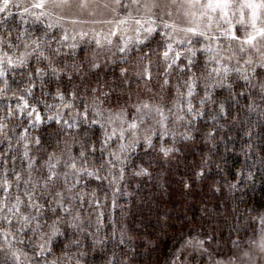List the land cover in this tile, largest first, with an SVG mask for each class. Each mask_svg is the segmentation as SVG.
Returning a JSON list of instances; mask_svg holds the SVG:
<instances>
[{"label": "trees", "instance_id": "obj_1", "mask_svg": "<svg viewBox=\"0 0 264 264\" xmlns=\"http://www.w3.org/2000/svg\"><path fill=\"white\" fill-rule=\"evenodd\" d=\"M21 21L15 22L14 17L1 20L0 39H10L14 47L19 45L20 50L26 51H31V42L37 39L50 45L42 50L60 75L59 79L53 77L48 61H37L32 56L29 67L16 71L15 82L13 74L7 77L9 86L0 93V184L7 174L12 184L9 206L17 194L24 196V181L31 179L27 187L31 190V185H36L34 195L46 211L56 207V192L63 194L64 207L71 208L68 215L57 214L65 220L59 225L61 235L54 241L53 254L40 257V264L46 261L50 264L57 258L61 264H76L77 260L80 264H106L113 254L117 264H171L187 238L209 239L216 250L228 252L254 235L256 216L264 214V100L258 86L245 85L231 72L229 80L233 88L212 89V99L201 105L204 96L201 81L192 103L197 110L202 109V115L173 122L168 109L175 111L176 88L186 91L183 81L189 74L182 75L174 68L167 77L162 75L164 38L159 33L143 44H135L127 54L97 58L91 45L72 48L64 44L56 27L33 19H26L25 24ZM25 44H29L28 49ZM57 48L59 55L55 52ZM195 59L194 71L199 76L206 57L200 53ZM93 63L99 67L93 68ZM212 66L215 65L209 67ZM37 67L46 73L44 83L35 78L33 96L25 97L30 103L41 101L36 106L42 119L33 125L26 114L18 111L17 97L28 86L27 74ZM145 68L151 73L150 80L143 75ZM252 69L261 75L254 74ZM245 70L251 84L264 81V67ZM166 78L169 83L162 88ZM57 86L68 101L72 100L71 93H76L73 108L65 109L54 99ZM0 88H4L2 80ZM241 92L244 95H239ZM45 101L53 107H44ZM143 103L162 106L170 116L168 135L163 141L154 136L153 146L148 147L141 139L128 154L122 180L109 183L113 177L106 167L100 174L108 175L107 179L81 181L72 188L75 177L66 166L70 158H79L82 146L94 145L96 151L89 152L88 162L89 166H98L107 159V152L100 150L104 138L100 124L107 127L109 115L121 108L126 109L127 119L131 120L136 115V106ZM85 104L89 106L87 120L82 115L76 116L78 111L83 112ZM221 104L224 114H220ZM94 109L103 114V119L94 114ZM57 119L61 122L57 123ZM93 119L99 123L92 124ZM63 121L75 122V126L69 128ZM145 123L155 125L153 115ZM37 138L40 145L36 144ZM117 143L110 144L108 151L115 150ZM161 143L173 151L165 156L159 151ZM49 164L55 167L50 170ZM141 169L144 174L137 175ZM53 172L56 175L48 181ZM113 172L118 177L119 166ZM17 173L22 177L19 186L15 180ZM70 188L72 191H68ZM80 195L84 196L83 203ZM3 197L0 191V200ZM29 211L25 208L24 214ZM72 216L79 218L76 223L80 227L68 226ZM56 218L48 211L41 223L45 219L51 223ZM12 221L11 229L0 221V264H15L12 252L20 254L21 264H35L33 245L37 240L31 232L25 235L17 231L18 218L12 217ZM5 230L11 233L7 239ZM43 230L49 231L46 225Z\"/></svg>", "mask_w": 264, "mask_h": 264}, {"label": "snow or ice", "instance_id": "obj_2", "mask_svg": "<svg viewBox=\"0 0 264 264\" xmlns=\"http://www.w3.org/2000/svg\"><path fill=\"white\" fill-rule=\"evenodd\" d=\"M114 2L117 8L127 9L129 7V5L121 3V0H114ZM49 3L53 4L55 7L69 6V0H36L31 7L40 10L39 12L34 13L37 21L48 14L46 10ZM131 4L135 5L137 10H139L140 7H143L148 13H151L154 9L159 8L164 13L163 16H157L155 18L152 15H148L146 19H134V23L137 26L135 28V43L140 45L148 41L149 38L158 31V28L160 27L158 21L163 22V28L165 31L160 33L164 38V50L161 54L164 64L162 75L167 77L174 68L182 75L189 74L188 78L183 81V86L186 91H181L179 86L176 88L177 101H174L175 111L173 112L172 109H168V112L172 114L171 119L173 122H183L188 116L195 119L197 116L202 115V109L197 110L192 103V98L195 97L200 82H203L204 88V96L201 97L200 103L201 105H204L205 101L212 99V89L219 87L231 90L233 88V83L229 80L231 72H235L239 79L244 81L245 85H251L253 88L258 86L261 92V100H264V81L259 82L258 85L251 84V77L246 70H243V66H250L255 63L250 55L245 59V53L254 50L261 52L262 56H264V0H164L163 3H157V0H146L143 5L140 4V0H131ZM11 6H13L12 0H0V13H4ZM15 6L19 7V5ZM79 7H88V0H80ZM173 7L183 9L182 15L187 20L186 26L181 27L175 22L167 23L164 21V16L171 17L173 15L171 10ZM24 11L27 13L29 9L25 8ZM131 18V12H129L128 16L125 19L120 20L119 23L127 24L128 20ZM236 25L245 26L243 36L237 35L238 30H236ZM53 26L54 25L52 24L48 25V27ZM169 29H171V31H168ZM87 35L88 33L85 32L80 33L81 38ZM116 35V31H112L103 37L99 33L95 34L94 41L97 48H102L105 43L107 45H112L113 41L111 37ZM9 37H11L10 32ZM222 38L229 41L228 50L231 51V55H228L227 57L222 55L224 49H222L219 43H215L214 46V42H218ZM72 39L75 41V37ZM61 40H68L67 34L62 36ZM132 42L133 37H122V44L117 47V51L121 54H127L129 51V45ZM232 42H238L237 49H232ZM31 44L33 45L31 51H24L14 57V55H10L8 51H3L5 45L8 49L13 48L11 40L9 39L6 41L0 39V80H2L4 84V88H0V93L6 91L9 86V80L7 79L9 74H13V82H15L14 75L16 71L18 69L29 67V58L32 56H35L37 61H48L51 75L59 79L60 72H58L56 67L51 66L52 59H50L42 50L43 47L50 45H43L40 39L33 40ZM197 45H199V47H197ZM16 47L19 48V45H16ZM71 47L75 48L76 44L73 43ZM24 48L28 49L29 44H25ZM55 52L56 55L60 54L58 48ZM200 53L205 55L206 60L201 75L198 76L194 69L197 66L195 58ZM225 59L228 61L235 60L237 67L232 68L229 65L224 64L223 61ZM241 60H243V66L240 64ZM185 61L186 63H184ZM210 65L215 66L209 67ZM260 66L264 67V59L261 60ZM92 67L98 68L99 64L93 63ZM60 71L62 72L63 69ZM252 71L256 75H261L255 73V69H252ZM45 74L46 73H44L39 67L35 68L33 72L28 73V86L21 89V94L17 97L18 101H20L17 106L18 111L22 115L26 114L30 123L33 125H37L41 122L42 117L36 106V103H40L41 101L30 103L25 97L33 96L35 78H40L43 84V76ZM21 75L24 74L21 73ZM143 75L146 79H151V73L148 68L144 69ZM168 83L169 81L166 78L163 82L162 88L167 86ZM93 91L96 90L93 89ZM239 95H244V93L241 92ZM71 96V101L66 100L65 93L61 92L59 86H57L54 99L59 100L63 108L71 109L75 105L76 93H71ZM43 103L46 108L53 107V105L48 104L46 101ZM153 111L159 119L156 120L155 125H153L151 129L146 130L143 141L148 147L153 146L154 136L158 135L161 141H163L168 135L170 116L165 113L162 106L153 107L147 103L136 106V115L132 116L131 120L127 119L128 113L126 109L121 108L119 112L115 114L114 118L111 114L109 115L107 127L103 123L100 124L101 128L104 129V138L100 150L102 153L107 152V159L103 160L98 166L95 164L89 166V152L94 153L96 149L94 145H92L91 148L84 145L82 146L84 150L80 151L79 158L71 157V162L66 164V166L72 170V174L75 177V183L72 185V188L79 185L81 181L86 182L90 179L105 180L108 178V175H112L113 177L109 183H114L117 179L122 180L125 172L124 165L127 163L128 154L134 151L141 143L139 135L141 126L148 118H150ZM224 111V106L221 104L220 114H224ZM88 113L89 106L85 104L83 112L81 113L78 111L76 116L82 115L83 119L87 120ZM9 114H12L11 110ZM94 114L103 119V114L101 112L95 111L94 109ZM59 115L60 113L57 112V116ZM215 118L216 117L214 116L213 119ZM49 119H53V117L50 116ZM117 120L119 121V127L115 126ZM56 122L60 123L61 121L60 119H57ZM63 122L67 124L69 128L75 126V122ZM91 123L97 124L99 121L93 119ZM188 123H191V120H189ZM157 125L159 127L158 132L156 130ZM109 128H111V131H109ZM209 135H211V133ZM116 142H118L116 149L108 151L110 144ZM40 143L41 141L37 138L36 144L40 145ZM159 151L167 156L173 151V149L166 148L163 146V143H161ZM27 155L28 153L25 152V156ZM49 159H51V157ZM117 166H119L118 177L113 172ZM31 167L32 164L30 162L29 168ZM54 167L55 165L49 164L50 170ZM106 167L108 169V175L102 176L100 173L104 171ZM136 174H144V170L141 169V171ZM55 175L56 174L53 172L52 175L47 177V180H53ZM64 176L65 180H67L68 173H65ZM21 179V175L17 173L15 176L17 186H19ZM24 183L26 185L24 196L22 197L20 194H17L15 196V201L9 206L10 188L12 187V184L8 180L7 174H5L3 183L0 184V191L4 193L3 199L0 200V213H3V215H0V221L6 222L8 229H11L13 223L12 217H16L18 218V223H20V227L17 231L24 233L25 235H27L28 232L32 233V237L37 240V243L33 245L34 256L36 257L35 264H40V257L47 258L53 254L54 241L61 235L59 225L62 222H65V220L64 216H58L57 214L63 212L65 215H68L71 212V208L64 207L65 200L63 194L61 192H56L55 196L58 198L56 201V207H49L46 211L44 205L39 202V198L34 195L36 185L32 184L31 190H29L27 185L31 184V179L24 181ZM45 187H47V182L45 183ZM232 187L234 188L235 185H232ZM68 191H72V189L70 188ZM24 197H26V200ZM71 199L72 198L70 197L68 200L69 203H71ZM79 200L83 203L84 196L80 195ZM25 208L30 210L27 214H24ZM48 211L57 218L53 219L51 223H47V219L44 220V223H41V218L46 217ZM78 219L77 216H72V221L68 223V226L74 228L80 227V225L76 223ZM259 220L261 225H264V215H261ZM33 224H35V226L31 227ZM45 225L49 229L48 232L43 230ZM3 234L7 239V236L11 233L8 230H5ZM122 242L123 241L121 240V243ZM191 243L192 241H188V244ZM197 243L203 246L204 242L197 241ZM65 247H67V245ZM259 247L261 251H264V238H262ZM81 255H83V253H81ZM12 257L15 260V264H21L20 254L18 252H12ZM50 264H61V262L60 259L57 258L53 259ZM76 264H80V261L77 260ZM106 264H117L115 254L108 259ZM173 264H175V262H173Z\"/></svg>", "mask_w": 264, "mask_h": 264}, {"label": "rangeland", "instance_id": "obj_3", "mask_svg": "<svg viewBox=\"0 0 264 264\" xmlns=\"http://www.w3.org/2000/svg\"><path fill=\"white\" fill-rule=\"evenodd\" d=\"M34 2H36V0H12L13 6L4 13H0L1 20L3 21L14 17L15 22L22 20L21 23L23 24L26 23V19L36 20L34 13L39 12L40 10L31 7ZM145 2L146 0H140L141 5ZM163 2L164 0H157V3ZM79 3L80 0H69V6L64 7H55L53 4L49 3L46 10L48 14L42 17L39 21L44 22L47 25H54L53 27L60 30L61 37L67 34L68 40L63 41L67 46L71 47L73 43L76 44V47L83 44L91 45L92 53L97 58L105 57L107 55L113 57L114 53L115 55L121 54L117 51V47L122 44V37H133V42L129 45V50L133 48L136 44L135 28L137 27L134 23V19H146L148 15H152L154 18L164 15L163 11L159 8L154 9L151 13H148L143 7H140L139 10H137V7L131 4V0H121V3L129 5L127 9L117 8L114 0H88V7L86 8H80ZM15 5H19V7H16ZM25 8L29 9L27 13L24 11ZM171 10L173 15L171 17L164 16V21L167 23L175 22L181 27L186 26L187 20L182 15L183 9L173 7ZM129 12H131L132 18L128 20L127 24H120L119 21L125 19ZM158 23L160 24V27L158 28L157 33L160 34L165 31V29L163 28V22L158 21ZM244 27L245 26L243 25H236L238 36L244 35ZM112 31L117 32L116 36L111 37L113 44L107 45L105 43L102 48H97L94 41V35L99 33L103 37ZM168 31H171V29ZM82 32L88 33V35L81 38L80 33ZM73 37H75V41H73ZM215 43H219L222 49H224L222 52L223 56L227 57L228 55H231V51L228 50L229 41L227 39L222 38L220 41L214 42V46ZM237 48L238 42H232V49ZM3 51H8L10 55H14L15 57L26 50H20V48L14 46L12 49H8L7 46H4ZM249 55L255 63L250 66H243V60H241L240 64L243 66V70L250 69L252 66H260L261 60L264 59L261 52L254 50L245 53L244 58L246 59ZM223 63L232 68L237 67L235 60L228 61L225 59ZM149 105L153 107L156 106L155 104ZM151 115L154 117L155 124L159 117L155 115L154 111ZM112 116L114 118L115 114ZM115 126L119 127L118 120L116 121ZM151 128L152 125L144 123L140 129V139H143L146 130ZM156 130H159L158 126ZM261 215L264 214H258L256 216L257 225L254 235L245 241L243 240V243L234 246L228 252L216 250L214 244L211 243L209 239L199 237L187 238L171 264H173V262H175V264H264V251H261L259 247L262 238H264V225H261L259 220ZM188 241H192V243L188 244ZM197 241H203V246L199 245Z\"/></svg>", "mask_w": 264, "mask_h": 264}]
</instances>
